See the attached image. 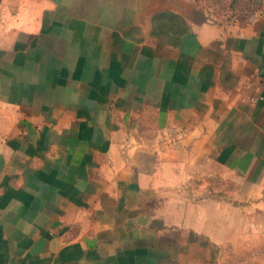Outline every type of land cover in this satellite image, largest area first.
Returning <instances> with one entry per match:
<instances>
[{
	"label": "crops",
	"instance_id": "0c3cea01",
	"mask_svg": "<svg viewBox=\"0 0 264 264\" xmlns=\"http://www.w3.org/2000/svg\"><path fill=\"white\" fill-rule=\"evenodd\" d=\"M232 207L264 213V14L0 0V264H169Z\"/></svg>",
	"mask_w": 264,
	"mask_h": 264
},
{
	"label": "rangeland",
	"instance_id": "374dc122",
	"mask_svg": "<svg viewBox=\"0 0 264 264\" xmlns=\"http://www.w3.org/2000/svg\"><path fill=\"white\" fill-rule=\"evenodd\" d=\"M195 1L214 21L228 26L243 27L264 14V0ZM215 213L221 215L209 228L210 237L185 236L169 264H264V213L250 207L244 212L232 207Z\"/></svg>",
	"mask_w": 264,
	"mask_h": 264
}]
</instances>
